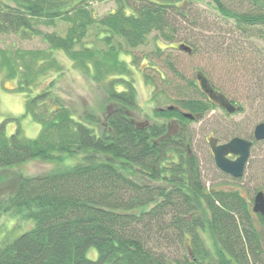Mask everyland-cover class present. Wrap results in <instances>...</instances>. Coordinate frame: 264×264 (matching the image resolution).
<instances>
[{
  "label": "trees",
  "instance_id": "trees-1",
  "mask_svg": "<svg viewBox=\"0 0 264 264\" xmlns=\"http://www.w3.org/2000/svg\"><path fill=\"white\" fill-rule=\"evenodd\" d=\"M91 1L0 0V41L23 33L41 36L48 46L0 50V72L19 81V92L31 93L43 74L62 72L56 56L62 53L101 88L108 105L104 121L93 111L76 118L48 85L25 103V117L41 125L37 138L22 135L20 118L10 119L18 125L10 136L0 121V171L30 162L61 167L21 176L6 196L0 191V220L13 223L0 232V264H264L256 228L264 220L241 192L207 187L193 139L181 128L220 107L196 86L199 96L176 101L172 111L159 109L152 122L133 116L138 96L133 69L121 58L124 48L144 45L153 33L162 41L179 38L197 1L114 0L116 8L102 17ZM242 1L250 9L232 10L225 0H210V6L247 40L264 41V0ZM59 23L65 31L37 29ZM189 47L193 54L194 44ZM261 63L250 80L258 115L264 111ZM231 101L240 108L234 115L242 114L244 108ZM263 162H256L258 169ZM92 249L96 259L88 257Z\"/></svg>",
  "mask_w": 264,
  "mask_h": 264
},
{
  "label": "rangeland",
  "instance_id": "rangeland-1",
  "mask_svg": "<svg viewBox=\"0 0 264 264\" xmlns=\"http://www.w3.org/2000/svg\"><path fill=\"white\" fill-rule=\"evenodd\" d=\"M196 1L193 11L188 13L189 18L181 22L186 33H179V38L174 41H162L153 33L144 45L135 49L128 46L124 48L127 54L121 58L133 69V82L138 96L139 108L133 116L141 124L152 122L155 119V112L159 109L170 108L171 105H176V101L185 97L199 96L193 81L196 82L198 72L204 73L216 90L234 100L244 108V111L238 115H227L221 109L214 110L204 118L181 128L193 139L192 152L200 161L203 181L207 187L239 191L251 202L258 191L264 192V162L259 169L255 165L259 160L264 161V143L252 147L243 178L235 180L216 167L208 140L214 137L220 143H226L237 137L253 141L250 135L252 136L254 128L264 121V111L258 115L252 109V105L255 104L250 80L254 72L262 69L264 41L256 38L247 40L239 29H235L233 23L224 22L214 14L210 0ZM225 3L236 11L250 9V5L242 0H225ZM9 5L13 3L9 2ZM91 6L99 17L116 8L114 0H92ZM177 23L181 25L178 20ZM58 25L60 28L42 25L37 29L41 33L66 30L63 23ZM184 40H190L189 45L194 44L193 54L178 49L179 44H186L182 43ZM188 44L186 45L189 46ZM4 48L14 51H43L48 46L42 41L41 36H27L21 33L3 36L0 50ZM260 53L261 56L258 58ZM56 56L62 63V72L40 76L31 93H39L47 89L48 85H54L53 92L63 95L76 118L93 111L99 116V120L104 121V111L108 106L105 93L90 78L77 70L65 55L60 53ZM170 63L176 73L169 67ZM191 82L195 87L189 84ZM19 87L17 79L5 77V74L0 72V121L6 123V132L10 136L18 127L17 123L10 119L20 118L22 135L27 139H35L40 133L41 125L25 117V103L31 93L26 92L28 90L19 92ZM180 125L175 122L172 128L178 130ZM58 168L61 167L56 163L30 162L0 171V191L6 196L21 176L38 177ZM12 225L8 218L3 217L0 220V232ZM256 226L262 235L264 247V224L256 223ZM22 228L23 226L15 232L19 233ZM88 257L96 259V250H90Z\"/></svg>",
  "mask_w": 264,
  "mask_h": 264
},
{
  "label": "water",
  "instance_id": "water-1",
  "mask_svg": "<svg viewBox=\"0 0 264 264\" xmlns=\"http://www.w3.org/2000/svg\"><path fill=\"white\" fill-rule=\"evenodd\" d=\"M179 50L192 53V49L187 45H180ZM196 78L199 82L201 91L207 95V97L220 108L225 110L228 114L232 115L237 113L240 108L235 106L224 94L214 90L211 86L208 78L201 72L197 73ZM168 110H174V107H170ZM187 119L193 120L194 116L191 114H183ZM253 137L256 141H264V123L258 124L253 132ZM216 141H212L211 148L213 151L214 161L217 168L223 173L229 174L236 179L244 176L245 167L249 160L250 149L252 143L242 138H234L226 144L215 147ZM232 155L237 157L232 161L228 157ZM253 212L259 214L264 218V193L259 192L254 198Z\"/></svg>",
  "mask_w": 264,
  "mask_h": 264
},
{
  "label": "flooded vegetation",
  "instance_id": "flooded-vegetation-1",
  "mask_svg": "<svg viewBox=\"0 0 264 264\" xmlns=\"http://www.w3.org/2000/svg\"><path fill=\"white\" fill-rule=\"evenodd\" d=\"M177 110H178V112H181V113H183V111H181L180 109H178V108H176ZM212 141H216L215 142V144H214V146L215 147H218V146H221V145H223V144H225V143H220L217 139H215V138H210L209 140H208V144H209V146H210V152H211V154H212V157L214 158V156H213V151H212V148H211V143H212ZM227 143V142H226ZM260 144V143H259ZM253 147H254V144H253ZM230 160H235L236 159V157H234V156H232V155H230L229 157H228ZM230 177H232V176H230ZM233 179H235V180H240V179H242V178H239V179H236V178H234V177H232ZM260 191H258L255 195H254V197H253V200L250 202L251 203V209H253V204H254V198H255V196L259 193ZM263 192V191H262ZM264 193V192H263ZM263 219V218H262ZM264 220V219H263Z\"/></svg>",
  "mask_w": 264,
  "mask_h": 264
}]
</instances>
